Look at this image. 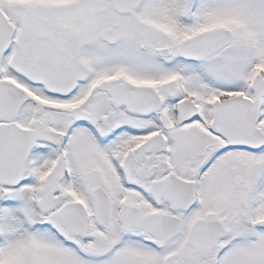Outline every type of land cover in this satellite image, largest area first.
I'll list each match as a JSON object with an SVG mask.
<instances>
[{
	"label": "snow or ice",
	"instance_id": "1",
	"mask_svg": "<svg viewBox=\"0 0 264 264\" xmlns=\"http://www.w3.org/2000/svg\"><path fill=\"white\" fill-rule=\"evenodd\" d=\"M0 264H264V0H0Z\"/></svg>",
	"mask_w": 264,
	"mask_h": 264
}]
</instances>
